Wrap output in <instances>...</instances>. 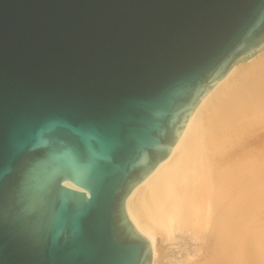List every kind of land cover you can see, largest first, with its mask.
I'll list each match as a JSON object with an SVG mask.
<instances>
[{
  "label": "water",
  "instance_id": "95a60500",
  "mask_svg": "<svg viewBox=\"0 0 264 264\" xmlns=\"http://www.w3.org/2000/svg\"><path fill=\"white\" fill-rule=\"evenodd\" d=\"M263 47L264 0H0V264H151L127 196Z\"/></svg>",
  "mask_w": 264,
  "mask_h": 264
},
{
  "label": "bare ground",
  "instance_id": "6f19581e",
  "mask_svg": "<svg viewBox=\"0 0 264 264\" xmlns=\"http://www.w3.org/2000/svg\"><path fill=\"white\" fill-rule=\"evenodd\" d=\"M125 206L151 264L190 263H164L160 250L187 237L202 251L190 264H264V47L200 99Z\"/></svg>",
  "mask_w": 264,
  "mask_h": 264
},
{
  "label": "rangeland",
  "instance_id": "374dc122",
  "mask_svg": "<svg viewBox=\"0 0 264 264\" xmlns=\"http://www.w3.org/2000/svg\"><path fill=\"white\" fill-rule=\"evenodd\" d=\"M172 243V242H171ZM170 242L167 243H162L160 244V250L162 251V256H163V262L167 263L168 261L170 262H175L176 260H182V259H197L200 258V255L202 251L197 252V247L200 246V242L198 241H192L190 238H184V239H176L173 241L171 244ZM187 254H193V257H188ZM186 257V258H185ZM186 260V262H187ZM189 261L190 263L192 261ZM188 263V262H187ZM188 263V264H190Z\"/></svg>",
  "mask_w": 264,
  "mask_h": 264
}]
</instances>
